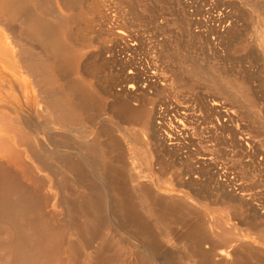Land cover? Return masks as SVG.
I'll list each match as a JSON object with an SVG mask.
<instances>
[{
	"label": "bare ground",
	"instance_id": "bare-ground-1",
	"mask_svg": "<svg viewBox=\"0 0 264 264\" xmlns=\"http://www.w3.org/2000/svg\"><path fill=\"white\" fill-rule=\"evenodd\" d=\"M241 2L248 6L244 16V19L248 20H245V23L236 28L234 14L221 11L217 15L210 16V21L215 23L212 26L209 24L210 30L216 34L218 41L216 39L215 41L227 51L237 39L239 42L246 27H252L253 35L251 36V31H246L251 37L241 38L243 40L241 43L246 49L243 50L248 56L253 53L258 57L261 56L264 62V0H241ZM138 6L133 9L136 13L133 12V14L137 16L141 12L145 13L147 9L148 12L151 10L149 19L150 23L154 24L155 32L160 33L164 29V24L159 23H166L165 26L170 25L171 22L166 20L167 18H165L166 21L159 19L163 11L160 5ZM111 7L113 6L105 3V0H0V20L7 23V35L11 39L12 47L16 48L15 55L19 57L20 67L32 78L33 83H39L36 84L38 86L36 92L22 85L24 89L21 94L27 100V97H32V100L36 101L35 111L38 114L28 120L29 127L35 129L34 134L19 129L17 126L19 122L15 121V118L14 120L8 117L11 121L17 122H11V124L7 121V116H0V128L11 134L7 139L0 135V147L8 144V150L4 149L5 146L0 148L5 150L2 149L3 155L0 154V159L6 155L0 166V221L5 225V229H0V232L3 230L6 233L2 232L6 235L4 239H2L3 234L0 233V249L5 252V258L3 253L0 254V264H61L58 252L62 246L66 254L65 259H62L65 264H145L146 262L148 264H250L260 255L263 257V249L248 238L251 234L248 229L254 225L249 219L251 217L260 218L264 222V211H261L258 204L254 202V193L250 191L252 189L249 185L247 187L249 181L246 184L243 179L249 175L247 171V169L250 170L249 168L253 170L257 167L260 172H264V151L260 150L257 139L248 134L243 136L244 133L237 122L233 124L236 113L231 108L222 105L221 100L214 96L209 103L206 102L209 110L218 118L211 125L213 133L218 130L222 133L229 131V141L239 146L242 155L247 158L245 163L235 166L237 170L232 173L225 169L220 171L207 156L209 151L200 155L188 149L181 152L183 145H187L185 139L189 137V128L183 123L188 120L186 111L178 113L176 118V121L182 125H178L181 127V129L178 127L179 134L171 130L161 133L156 125L158 114L155 108L146 107L144 104H133V106L129 104L128 98L136 101L139 96L143 97L149 92L148 88H153L157 94L164 93L169 89V84L154 82L151 80L152 75L147 74L142 78L145 83H135L141 76L134 73L125 77L127 82L134 83L131 82L130 85L118 89V94H123L127 100L117 103L114 102L116 93L103 90L108 93L104 94L105 92L101 91L105 95V98L101 99L102 97L100 98L96 92L91 91L92 83L87 84L88 81L83 79L85 77L81 78L79 75L80 72L84 73L82 67L88 59L102 55L101 53L109 48L106 47L108 46L106 41L100 48H92V45H89L91 41L89 40V44L86 41L88 40L86 36L89 34L92 38L102 37V35L103 38L113 36L114 39H110L115 40L116 43H124V47L128 50H135L138 45L137 31L132 32L131 29L129 32L127 29L129 27L126 25L127 28H125V23L123 24L125 21L130 25V20L136 16L133 15V18L130 14L131 19L126 16L122 21L121 17L124 14L121 15V12L114 14ZM135 8L138 11H135ZM127 14L129 15V12H126ZM147 15L149 16V13ZM192 17L184 22L183 29L187 35L197 32L191 29V23L200 24L201 21H194ZM74 21H78L81 25L73 27ZM93 32L95 36H92ZM128 37L129 42L131 38V44L125 42ZM210 45L212 46L211 43ZM171 51L173 54L175 48ZM178 51L174 54L179 56L181 54ZM6 53L13 58L8 51ZM168 55L167 53L165 57ZM170 56H172L169 57L170 59L178 57ZM178 58L177 66L170 65L173 77L169 78V80L174 79L178 86L193 88L195 84H198L192 83L193 81L208 74L203 68L204 64L203 67L197 61L190 64L186 62V64L185 58L184 62L182 58L179 60ZM9 61L8 59L7 62ZM208 70L211 73L209 75L213 77L215 73L211 72L210 68ZM231 71L225 73L222 71L224 75H220L221 78L217 73L215 77L218 75L221 79L218 80L221 82L208 81L211 87H215V92L220 90L225 94L230 92L232 95L233 93H236V96L239 95L237 98L246 104L247 112L253 120L256 119V115L264 117L263 106L257 105L259 101H263L260 100L261 93L264 96V92L260 89L263 83H254L256 82L252 81L254 78L251 80L248 75L235 74V76L230 73ZM93 89L96 88L93 87ZM258 107L259 109L256 110ZM102 114L104 116L100 118ZM161 118L163 119V116ZM101 119L104 122L100 123ZM122 122L137 123L139 130L132 131L134 127L122 130ZM24 124L26 126V123ZM261 129L264 131V128ZM144 133L148 134V138L144 136ZM202 138V143L207 145L209 141L207 137L202 136ZM134 145L143 152L142 154L139 152L143 162H146V159L149 160L145 153L148 150H152L157 156L155 163L151 161L148 164L145 163V171L141 173L134 167V158L137 153H135ZM17 146H23L25 151L29 152L32 163L29 164L27 160H23L24 148L21 151ZM6 151L8 156L4 154ZM168 152L177 156V159L180 158L178 161L184 158L189 161L172 174L173 182H169L171 187L167 186V181L163 179L164 174H167L163 172L168 167L164 168L165 165L162 166L163 164L159 162L160 155ZM25 153L28 155L27 152ZM257 155H260L258 160ZM157 165L159 166L156 167ZM250 172L249 177L253 174L252 171ZM19 173H22V177L28 175L25 177L30 176L31 179L29 180L31 183L27 184V181L21 187L22 189L19 188L20 190L18 186L22 184L18 182L21 184L19 185L16 182L19 179L16 175ZM156 173L159 175L156 176ZM220 175H223L224 179L220 178ZM4 177H7V182ZM201 180L204 182L206 180L212 184V189L219 190L224 195L223 197L227 200L224 202L232 211L230 216L233 218H230L237 221L241 229L236 230L237 227L229 223L225 217L214 216L206 209H202L198 200L187 192L176 193L174 190L175 186L192 189L194 192L193 188L198 184L201 185ZM59 207H62L61 213L64 215L63 226L60 224L65 227L63 229L55 222L53 223L57 221L56 214L60 210L56 211V209ZM227 211L225 214L229 215ZM259 223L258 227H260ZM214 229L221 230L216 232ZM112 231L118 237L109 238V232ZM257 234L258 239H264V233L258 231ZM110 235L115 236L113 233ZM211 240L228 242L229 245L223 244L226 247L222 246V248L219 242H217L219 245L213 244L214 248L204 245ZM94 242L97 244L93 245Z\"/></svg>",
	"mask_w": 264,
	"mask_h": 264
},
{
	"label": "rangeland",
	"instance_id": "rangeland-1",
	"mask_svg": "<svg viewBox=\"0 0 264 264\" xmlns=\"http://www.w3.org/2000/svg\"><path fill=\"white\" fill-rule=\"evenodd\" d=\"M108 1L105 0V3H108L110 6H113V7H111V9L113 8V11H115L114 12L115 14L117 12H119V13L121 12V15L124 14L122 16L123 18L121 17L122 21L124 20V17L126 18V16H129L128 18H130L134 14H136L133 9H134V7H137L138 4H139V6H141V5L146 6L147 5V7H149V6L155 7V6L160 5V8L162 7L163 11H161V15H160L161 17H159V19L163 20V21H166V20L169 21L170 20L169 22H171L173 26L171 25V23L168 26H165L166 23H159V24H164L163 25L164 31L162 30L161 31L162 33L161 32L160 33L155 32L154 24H151L150 19H149V17L151 18V16H150L151 10H150V12H148L149 11L148 9H147L148 11L146 10L145 13L141 12V14H140L141 16L139 14H138L139 16L134 15V16H136V18H134V16H133L134 19L132 18L133 20H130V25L124 21L123 22V24L125 23L124 27L127 28V26H128L129 28H127V29L129 30V32L131 29H132L131 30L132 32L137 31L136 33L139 36V38L137 40L138 45H136L135 50L126 49L124 47V43H122V42L116 43L115 40L113 41V39H114L113 36H107V37L103 38V35H102V37L98 36V37L92 38V37H90V34L88 35V33H89L88 32L87 33L88 36H86V37H88V40H86V41H87V43L89 42V40L91 41V42H89L90 44L89 43L88 44L92 45V48L93 47H96V48L99 47L100 48L101 45L105 44V43H106V45H108L106 47H109L105 52L104 51H103V53L100 52L102 54V55L99 54L100 56H95L93 58L90 55L92 57V59L90 58L91 60L88 59L87 63H84L85 64L84 66H87V67L86 68L84 66L82 67V68H84V70L82 69V71H84V73H86V74H84L83 72H80V74H79V75H81V78H83V76L85 77L83 79H85L86 82L88 81L87 84L92 83L90 89H91V91L92 90L94 91L93 93L96 92V94H98V96L100 98L102 97L101 99H103V97L105 96L104 94H107L108 92L111 91V93H116L114 102L122 103L127 99H125L126 97H124L123 94H120V95L118 94L119 93L118 89H120L123 86L126 87V86L130 85L131 82H133V81H130V83H129V81L127 82V79L125 78L126 76L134 75V73H136L135 75L139 74L141 76V78H140V80L137 79V81H135V83H145L144 80L142 79L145 77V74L152 75L151 80H154V82H158V83H166L167 85L169 84L168 85L169 89H167V91L165 90L164 93H158L157 94L153 88H148L149 92L146 95H143V97L139 96L136 100L137 102L135 100L131 101V99L128 98L129 104L132 106H133V104H138V105L144 104L146 107L155 108V110H156L155 112H157V114H158L157 115L158 117L156 119V125L160 128L161 133H164L165 131L171 130V131L179 134L180 129H181L180 126H182V125H180L176 121V118H178V116H177L178 113H180L182 111H186L188 113V120L183 122V123L186 127L189 128V135H188L189 137L187 139H185V141L187 142V145H183V147L181 146L182 147L181 152H185V150L188 149V150L200 155L201 153L209 151V155H207V156H209L210 161L214 162L216 164V166L220 169V171H223L225 169L231 173L237 170L235 168V166H237L239 163L243 164L246 162L245 160L247 158L244 155H242L240 147L237 145H233V143H231L229 141V136H230L229 131H225L224 133H222V131L218 130V132L214 131L215 133H213V131L211 129V125H212V123H214L216 121L217 116L214 112L209 110V108L206 104L209 103L211 98L213 99L214 97L221 100L222 105L231 108L236 113V118L234 119L235 123L233 122V124H236V122H237L238 126L241 128L242 132L244 133L243 136H247V134H248L250 136H253L255 139H257L259 142L258 146H259L260 150L264 151V141H263L264 140V131H262V129H261V128H264V120L262 119L264 117H258L256 115V119L253 120L252 117H250L249 113L247 112L248 109H247V106L245 107L246 104L245 103L243 104V102L237 98V97H239V95L236 96L237 94L236 93L234 94L232 92L236 98V100H235L234 96L232 94H230V92L229 93L227 92L228 94L227 93L225 94L224 92H221L220 90H218V91L216 90V92H215V87L214 88L211 87V83H210V82H215V83L221 82V81H219V80H221L220 78L222 77L220 75H222V74L224 75L225 72H229L232 70L230 73H232L234 75L238 74L239 76H241L242 74L248 75V76H250L251 80H252V78H254L252 80L253 82L256 81L254 83H257V84L263 83V86H264V74L262 73V72H264V64H263L264 62L262 61L263 58H261V56L258 57V55L255 53L250 54L252 56L246 55L247 53L245 51L246 50L245 47L243 46L244 44L241 43V42H243V40H241V38H247V36L251 37L253 35L252 34V27H249V26L246 27L245 32L243 33V36L240 37V39H239V42L237 41L238 40L237 39L234 42V44L230 47V49L226 51L224 48L221 47V45H219L216 42V41H218L216 38V34L212 30H210L211 28L209 26V24L211 26H212V24H215L214 22L210 21V18H211L210 16L217 15L218 13H221V11L223 13L226 11H229V12L234 14L233 16L236 19L234 17H233V19L237 22L236 23L234 21L235 24L237 25L236 28H239V26L241 24L245 23V20H248L247 18L244 19L245 18L244 16H246L245 12L247 11L246 7H248V6H245L243 4V2H241V0H233L234 2L232 0H229V1L228 0H164V1L163 0H156V2H152V0H150V1L144 0L145 2L142 0H137V2H136V0L135 1L134 0H132V1L121 0V2H119L120 0H118V1L117 0L116 1L115 0H108ZM159 1H161L160 2L161 4L159 3ZM165 1H166V3H164ZM132 2H133V4H132ZM171 2H172V4H171ZM150 3H152V4H150ZM167 5H168V7H167ZM182 5H183V7L186 5L184 7L185 9L182 7ZM121 9H122V11H121ZM131 9H132V11H131ZM123 10H124V13H123ZM241 10H243V11L240 12ZM135 11H138L137 8H135ZM126 12L127 13L129 12V15L128 14L126 15ZM133 12H134V14H133ZM148 13H149V16L147 15ZM154 13L156 14V12H154ZM172 13L174 14V16ZM130 14L132 16H130ZM192 16L194 17V19ZM169 17H170V19H169ZM191 17L194 21L199 22L201 20L202 22L200 21V24L194 23V25L191 23V29L193 31H197V32H195L193 35H192V33L190 35H187L186 33H184L183 26H184L185 20L186 19L190 20ZM165 18H167V19L165 20ZM133 21H134V23L135 22L136 23L134 24ZM203 21H205L206 23H204ZM241 21H242V23H241ZM75 22H78V21L73 22V24H74L73 27L74 26L77 27V25H81L79 22L78 23H75ZM206 24H207V26H206ZM134 25H135V27H134ZM200 26H202V27H200ZM213 26H215V25H213ZM177 27L179 29H177ZM248 28H250V29L248 30ZM206 31L208 32V34ZM211 31L213 33H211ZM246 31L247 32L251 31V33H250L251 36H250V34L247 35L248 33ZM167 32L168 33L170 32V33L166 34ZM95 35H96L95 32H93L92 36H95ZM169 35H171V36H169ZM177 35H180V36H177ZM195 35H197V36H195ZM110 38H113V39H110ZM213 39H214V41H213ZM215 39H216V41H215ZM209 41H211V42H209ZM125 42L130 43L131 38H130V42H129V37L126 38ZM173 42H174V44H173ZM210 43L212 44V46L210 45ZM235 43H237L238 45ZM0 44L3 47H6L7 51L10 53V55L11 54L13 55V58L10 57L9 54H7V56L5 57L3 55V51H0V57L2 59L1 69H0V110H1L0 116H4V115L7 116V121L8 122L10 121V123L11 122L14 123L15 121L19 122L20 125H19V123L17 125L19 129L21 128V130H23V131H28L31 134H34L33 132L35 129L33 127H29L28 120H30L31 118H34L36 116L35 114H38L37 111H35L36 110V108H35L36 107V101H33L32 97H27L28 98V100H27L23 96H21V94H22V91L24 89V87L22 85L28 86L31 90L36 92V90L38 89V86L36 84H39V83H36V84L33 83L32 78L29 77L28 74L25 72V70L20 67V63H19V59H18L19 57L17 55H15V51H16L15 49L16 48L14 49V47H12L11 39H10V37H8L6 30L4 29V27L2 25H0ZM216 44H218V45H216ZM181 46H183V47H181ZM208 47H209V49H208ZM174 48H175V51H174ZM243 49H245V50H243ZM171 50L174 51L173 54L171 53L172 52ZM177 50H179L178 51L179 54H181L183 57L181 55L178 56V54L177 55L174 54V53H177ZM183 50L185 52H183ZM218 52H220V53L218 54ZM164 53H165V55L167 53L169 55L167 57H165ZM170 55H173L174 57L178 56L180 59L182 58L183 62L186 60L185 63L188 62L190 64V62L197 61V63H199L202 67L204 64L203 68H205V70L207 71L208 74L200 76L199 80L197 78L195 81H193L192 83H198V84H195V86L193 88L178 86L177 83L174 82L175 81L174 79L169 80L170 77H173L171 70H170L171 66H173V65L177 66L178 63L176 61H177L178 57L175 58L176 60L174 58L170 59L169 57H172ZM243 56H244V58H243ZM246 56H247V58H246ZM98 57H99V59H98ZM179 58H178V60H179ZM184 58H185V60H184ZM8 59L11 62L10 61L7 62ZM4 60H5V63L3 64ZM221 60H222V62H221ZM217 63H218V65H217ZM90 65L92 66V68ZM229 65H231V66H229ZM207 66H209V67H207ZM217 66H219V67H217ZM239 66L242 68H240ZM206 68H208V69L210 68L211 72H214L215 75L217 73H219L220 78L218 75H217L218 77L217 76L215 77L214 74H213V77H212V75L210 76L209 75L210 71ZM234 68H236V69H234ZM245 68H246V70H245ZM91 69H93V70H91ZM215 69L217 70L216 72L214 71ZM218 70H219V72H218ZM220 70H222L224 73ZM130 71H134V72L128 73ZM220 72H222V73L220 74ZM89 73H90V75L88 76ZM251 73H253V74H251ZM91 75H92V77H90ZM208 76H210V77H208ZM214 77H215V79H214ZM165 79H167V81ZM169 81H170V83H169ZM208 81H210V82H208ZM171 83H173V84H171ZM205 83L207 84V86L209 88L206 86ZM6 84H7V86H6ZM176 85L178 86V89H176L177 88ZM263 86L261 85L260 89L264 92V88H262ZM93 87H95L96 89H93ZM97 87L98 88L104 87V88L98 89ZM109 87H111V89ZM108 89H110V90H108ZM103 90L108 91V92H105ZM101 91L105 92V93L103 94ZM97 92H99V93H97ZM223 93L226 95L227 98L225 97V95H223ZM99 94H101V95H99ZM212 94H214V95H212ZM229 94L231 95V97L229 96ZM116 96H118V97L116 98ZM260 96L263 97V98L261 97V99H260L263 101H261V102L259 101L257 105L259 107L263 106V108H264V104H262L264 102V96L262 95V93ZM229 98H231V99H229ZM112 99H113V97L111 98V100ZM3 101H6V102H3ZM238 101H240L242 104ZM133 102H135V103H133ZM238 103H239V105H238ZM242 105H244V107ZM259 107L256 110H258ZM2 111H3V113L1 114ZM103 116H104L103 114L100 115V118ZM161 116H163V119L161 118ZM8 117L9 118L11 117L10 119L15 118L16 120L14 119L15 121H13V120L11 121ZM217 120H218V118H217ZM21 121H23V122H21ZM254 121H256V122H254ZM17 122H15V123H17ZM102 122H104L103 119L100 120V123H102ZM24 123H26V126ZM27 123H28V127H27ZM126 123L122 122V124H121L122 130L124 128H126V129L131 128L132 129L133 127L134 128L132 129V131L137 132L139 130V125L137 123L136 124L135 123H132V124L127 123L126 124ZM178 125H180V126H178ZM261 126H263V127H261ZM259 127H261L260 128L261 130L259 129ZM2 128H4V127L2 126ZM260 131H262V132H260ZM3 132L5 134H3ZM202 132H203V134H202ZM245 133H246V135H245ZM8 134H9L8 131L6 132V131H4V129L0 128V135L1 136L3 135L4 138L6 137L5 139H7V137L11 135V134H9V135ZM1 136H0V138H1ZM144 136L146 138H148L147 133H144ZM202 136L203 137L206 136L207 139L209 140V141H207V145L202 143V141H201V139H203ZM2 146L4 147L5 145H1V147ZM7 146H8V144H7ZM7 146H5L6 148L4 147V149H7L8 148ZM134 146L133 147L135 149V153L137 152L135 155L136 157L134 158V167H136L135 170L137 172L139 171V173H141L142 171H145V168H146L145 163L148 164L149 161H151L153 163L157 156H156V154H154L155 152H153L152 150H150V151L148 150L147 151L148 153L147 152H145V153L149 157V160L146 159V162H143L142 155H140V153L142 154L143 152H140V149L137 148V145H134ZM206 147L208 149H206ZM17 148H20V150L22 151L24 147L23 146H21V147L17 146ZM3 150L0 153L1 155H3ZM24 151H25V148L22 151V153L24 154V156L22 154L23 160L24 159H25V161L27 160L29 164L32 163L31 155H29L28 151H25L28 153V155H29L28 156ZM5 153L7 154V151L4 152V154ZM163 155H165V156H163ZM163 155L162 156L160 155L161 158H159L160 159L159 162L161 163V165L162 164H163L162 166L165 165L164 168H166V167L169 168V166H171V168H169V170H168V168L166 170H164L163 173L167 172V174L166 175L164 174L163 179L165 181H167L166 185L171 187V185H169V182H173L172 181L173 180L172 174L176 170L184 167L187 164V162H189V161H187L185 158L182 159V161L181 160L178 161L180 158L177 159L176 158L177 156H173L172 153L169 154V152L167 154H163ZM7 156H8V154H7ZM259 156L260 155H257V157H256L257 160L260 158ZM5 157H6V155H4V158ZM0 158H1V156H0ZM4 158L0 159V166H1V161L3 163ZM169 158H171V160ZM164 159H165V161H163ZM183 160H185V161H183ZM167 164H168V166H166ZM158 166L159 165H157L156 167H158ZM256 168H253L254 171L251 168H249L250 170L247 169L249 175L251 174L250 171H252V173L254 175L252 174L250 177H249V175H247L246 177H244L243 181L244 182L246 181V184H247V181H249L247 184V187L249 185V188L252 189L250 191H252L254 193V197H255L254 202L258 204V207L261 209V211H264V174H263L264 172H260V170L258 168H257L258 170H256ZM140 169H141V171H140ZM158 170H159V168H158ZM21 174L22 173L17 174L18 176L16 175V178L17 177L19 178L18 181H16V182L17 183L21 182V184H22L21 185L18 183L19 185H21V186H18V189L19 188L22 189L21 187L27 181H28L27 184L31 183V181H29V180H31L29 178L30 176L26 178L25 176H28V175H25V176L23 175V177H22ZM158 175L159 174L156 173V176H158ZM219 177L220 178L223 177V179H224L223 175H220ZM4 178H5V182H7V177H4ZM0 181H1V177H0ZM201 181H202V182H200L201 185L198 184L201 188L198 185L195 187L193 186L195 188V189L193 188L194 192L192 191V189L188 190V188H177L175 186H174V190L176 193L181 192V191L187 192L189 195H191L192 197H195L198 200L199 205H200V207H202V209H206L207 211L211 212V214L214 216L225 217L229 223H231L232 225L237 227L236 230H238V228L241 229L240 228L241 225H239L237 223V221H235L234 219L232 220L233 216H230V215H232V211H230L231 209H228L229 207L227 208V203L224 202L227 200L223 197L224 195L221 192H219V190L216 191L215 189H212V187H211L212 184H209L208 182H206V180H205V182H204V180H201ZM17 183H16V185H17ZM202 184H203V186H202ZM192 194L195 196H193ZM222 197H223V199H222ZM222 200H223V202H221ZM218 201H220V202L218 203ZM222 207H224L225 209ZM59 208L56 209V211L60 210V211H58L59 215L56 214L57 221H53V223L55 222L56 225H58L60 227L61 226L60 224H62V226H63L62 217L64 215H63V213H61L62 207H59ZM226 211L229 213V215L225 214ZM57 215H58V217H57ZM230 217H232V218H230ZM252 218L253 217H251L249 219L253 222L252 224H254V225L252 227H250L251 229L250 228L248 229L249 233H251L248 236V238L250 240H253L255 242V244L257 246H259L261 249H263V251H264V241H263L264 239H258V237H257L258 231L264 233V230H263L264 229V225H263L264 222L262 221V219L260 220V218L254 217L253 218L254 220ZM75 219L77 220V217ZM79 219L81 220L82 218H79ZM256 219L258 221L260 220L259 221L260 223L261 222H263V223L260 224L259 222H257ZM0 223H1L0 229H3V228L5 229V225L3 224V222L0 221ZM258 223H259L260 227H258ZM255 224H257V226ZM63 228H65V227H62V229ZM3 230H2V232L5 233ZM65 230L66 229H64V231ZM214 230L216 232H218L221 229H214ZM2 232H0L1 235L3 234ZM112 233L115 236H113V235L111 236L110 234H112ZM254 235H256L255 237H257V239L254 237ZM2 237H3L2 239H4V237H6V235L3 234ZM112 237L113 238L118 237L114 231L109 232V238H112ZM0 239H1V237H0ZM217 242H219L220 245ZM223 242L224 241L211 240L209 242L204 243V245L209 246V247H213V248L217 244L219 246H221V248H222V246L226 247V245H229L228 242L227 243L226 242L223 243ZM96 244L97 243L94 242L93 245H96ZM213 244H214V246H213ZM223 244H226V245L224 246ZM61 249H62V251H61ZM215 249H216V247H215ZM1 250H3V249H0V251ZM59 252H61V254ZM59 252H58V259L60 257V260H61V262H59V263L65 264L63 261L66 257L65 256L66 254L64 253V246H62V248H60ZM4 253H5L4 251L0 252V254L3 255V258H5ZM262 255H263V257L261 255H260L261 258L258 257L259 260L261 259L260 261L257 258L258 261L255 259L256 261H252L250 264H261V263L264 264V262H263L264 261V254H262ZM60 260H58V261H60ZM58 261H56V262H58ZM54 264H58V263H54Z\"/></svg>",
	"mask_w": 264,
	"mask_h": 264
},
{
	"label": "crops",
	"instance_id": "crops-1",
	"mask_svg": "<svg viewBox=\"0 0 264 264\" xmlns=\"http://www.w3.org/2000/svg\"><path fill=\"white\" fill-rule=\"evenodd\" d=\"M0 25H2L4 27V29L6 30V32H7V23H6V21L5 22H1V20H0ZM6 50H7L6 47L4 48L3 46L0 45V51H3V55L5 57L7 56V53H6L7 51ZM4 51H6V52H4ZM1 62H2V59L0 57V69H1ZM4 63H5V60L3 61V64ZM6 86H7V84H6ZM3 102H6V101H3Z\"/></svg>",
	"mask_w": 264,
	"mask_h": 264
},
{
	"label": "built area",
	"instance_id": "built-area-1",
	"mask_svg": "<svg viewBox=\"0 0 264 264\" xmlns=\"http://www.w3.org/2000/svg\"><path fill=\"white\" fill-rule=\"evenodd\" d=\"M113 13H114V11H113ZM115 14V13H114Z\"/></svg>",
	"mask_w": 264,
	"mask_h": 264
}]
</instances>
